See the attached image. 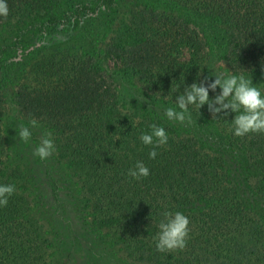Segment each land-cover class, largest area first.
I'll return each instance as SVG.
<instances>
[{
	"label": "trees",
	"instance_id": "trees-1",
	"mask_svg": "<svg viewBox=\"0 0 264 264\" xmlns=\"http://www.w3.org/2000/svg\"><path fill=\"white\" fill-rule=\"evenodd\" d=\"M122 2L69 8L58 0H6L0 27L15 20L12 31L19 30L11 43H0V185L15 186L0 206V264H54L58 252V264H100L94 250H82L90 238L111 253L112 264H264V133L234 135L240 113L213 117L207 104L189 105L190 123L164 114L180 110L176 97L188 85L213 81L218 64L226 74L264 77V0H132L104 48L112 67L88 50L39 48L21 60L12 92L5 91L25 36L75 30L83 18ZM127 85L138 89L135 96L125 94ZM255 86L264 95V78ZM221 91L209 90L210 99ZM9 99L51 133L76 187L88 236H76L71 260L57 250L55 223L33 209L42 202L10 159ZM152 124L168 134L154 159V145L140 139ZM137 162L148 167L147 177L128 175ZM165 211L190 220L183 250L156 249Z\"/></svg>",
	"mask_w": 264,
	"mask_h": 264
},
{
	"label": "rangeland",
	"instance_id": "rangeland-1",
	"mask_svg": "<svg viewBox=\"0 0 264 264\" xmlns=\"http://www.w3.org/2000/svg\"><path fill=\"white\" fill-rule=\"evenodd\" d=\"M60 4L65 7L73 8L77 4L83 2H93L95 5L97 0H58ZM132 0H123V2L111 10L97 11L91 16L83 18L77 23L75 30H60L52 33H39L36 35L28 34L25 36L24 51L16 52L13 57L16 59L12 62L11 75L8 79H4L5 91L12 92L17 75L20 72L21 60L28 59L32 56L35 50L47 47L52 49L58 47L59 49L67 51H76L78 49L88 50L92 54H97V57L103 61L105 60L109 67L114 65L112 59L106 60L104 58L105 46L111 38L117 33L119 22L122 21L125 8ZM16 21L12 20L6 26L0 27V43L9 44L15 38L19 30L14 33L12 28ZM9 56V55H7ZM218 73H224V66L218 64ZM246 77V76H245ZM264 78V77H263ZM263 78L258 75L251 78L253 84L258 85ZM254 85V86H255ZM138 90V89H137ZM136 88L127 85L125 94L128 97H133L137 92ZM8 117L5 123L6 135H11L10 145L14 150L13 155L10 156L12 163H16L23 169L25 178L27 180L30 193L34 201L37 196L40 198L42 204L33 206L36 213L46 222L55 223L52 234L57 244V250L62 252L67 260H71L75 255L76 236L79 235L81 239H86L85 229L82 223V216L79 211V202L77 199V190L74 182L68 177L67 166L60 161L56 153H53L45 160L34 156L33 152L39 146L41 139L45 136L48 130L41 125L33 128L29 120L19 112L16 105L9 99L8 101ZM21 127H28L33 134L31 139L26 143L19 139L18 133ZM9 135V136H10ZM20 160L19 163L16 160ZM93 239H87L82 245L83 252L94 250V255L99 258L100 264H112L106 261L111 253L100 249L93 245ZM59 252L56 256L54 264H58Z\"/></svg>",
	"mask_w": 264,
	"mask_h": 264
},
{
	"label": "clouds",
	"instance_id": "clouds-1",
	"mask_svg": "<svg viewBox=\"0 0 264 264\" xmlns=\"http://www.w3.org/2000/svg\"><path fill=\"white\" fill-rule=\"evenodd\" d=\"M8 14L6 0H0V16L7 18ZM212 75L215 79L207 84L204 81H207L209 77L206 76L204 81L188 85L183 94L176 97V104L180 110L169 107L165 110V116L172 121L190 123L189 105H196L199 109L207 104L213 117H217L222 110L228 109L234 113H240L232 119L234 135L244 137L249 133H264V95L259 88L254 86L251 78H246L242 74L215 73ZM217 86L222 91L214 99H210L209 90L214 92ZM224 115H227V111ZM29 123L33 128L38 127V121L35 119L30 120ZM150 128L151 132L142 133L140 139L145 145H154L149 153L150 158L154 159L157 155L156 148L167 143L168 134L163 127L156 124L150 125ZM18 136L27 143L31 139L32 131L28 127H21ZM55 147L51 133H46L39 146L35 148L33 155L45 160L53 155ZM149 174L150 171L143 162H137L135 168L128 170V175L135 179L147 177ZM14 192V185H0V206H7L8 198ZM162 216L163 219L158 225L159 232L155 237L156 249L160 252H172L186 248L190 232L189 218L180 211L175 213L165 211Z\"/></svg>",
	"mask_w": 264,
	"mask_h": 264
}]
</instances>
